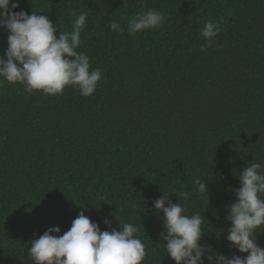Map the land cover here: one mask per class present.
Masks as SVG:
<instances>
[{
    "label": "trees",
    "instance_id": "obj_1",
    "mask_svg": "<svg viewBox=\"0 0 264 264\" xmlns=\"http://www.w3.org/2000/svg\"><path fill=\"white\" fill-rule=\"evenodd\" d=\"M14 2V11L48 15L57 35L87 13L79 51L103 75L88 97L76 86L29 94L0 78V264H33L31 240L56 226L63 235L84 206L102 231L137 225L142 264H175L154 207L165 193L203 217L202 244L247 256L226 238V206L237 199V173L264 163V0ZM148 9L164 23L129 34L128 19ZM209 20L222 29L210 44L201 35ZM8 34L0 28V55ZM197 179L207 180L209 203ZM256 239L264 247V232Z\"/></svg>",
    "mask_w": 264,
    "mask_h": 264
},
{
    "label": "clouds",
    "instance_id": "obj_2",
    "mask_svg": "<svg viewBox=\"0 0 264 264\" xmlns=\"http://www.w3.org/2000/svg\"><path fill=\"white\" fill-rule=\"evenodd\" d=\"M14 0H0V28L8 31V48L0 55V78L8 83H21L29 94L42 90L45 95L62 94L66 87L76 86L84 97L91 96L102 78L99 68L90 70V57L79 51L81 32L87 22V13L73 20V30L60 31L48 15L25 10ZM163 13L148 9L128 19L129 34L155 29L164 23ZM113 31L124 29L116 22L110 23ZM219 22L209 20L201 32L209 44L221 31ZM204 50V46H201ZM6 56V58H5ZM2 82V81H0ZM241 186L235 189L236 201L227 205V240L231 246L247 256L231 258L214 252L212 246L202 244L205 234L203 217L186 214L182 203H174L168 194L156 198L154 207L162 211L166 253L175 264H204L205 254L209 264H264V247L257 243V234L264 231V163L252 162L237 173ZM195 191L209 203L207 180L197 179ZM187 200L188 193H178ZM81 210L70 229L59 234V226L50 227L38 239L31 240L28 248L33 264H142L147 257L145 244L136 234L140 229L129 222L120 229L101 230ZM111 227V220L105 219Z\"/></svg>",
    "mask_w": 264,
    "mask_h": 264
}]
</instances>
